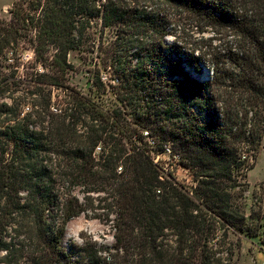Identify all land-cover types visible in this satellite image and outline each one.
I'll use <instances>...</instances> for the list:
<instances>
[{
  "label": "trees",
  "instance_id": "16d2710c",
  "mask_svg": "<svg viewBox=\"0 0 264 264\" xmlns=\"http://www.w3.org/2000/svg\"><path fill=\"white\" fill-rule=\"evenodd\" d=\"M9 12L0 32L29 42L36 72L0 62V264H238L231 234L264 136V0H15ZM184 18L210 34L204 47L182 43ZM85 45L113 109L70 83ZM151 140L192 189L164 176ZM94 202L113 243L66 244Z\"/></svg>",
  "mask_w": 264,
  "mask_h": 264
},
{
  "label": "rangeland",
  "instance_id": "374dc122",
  "mask_svg": "<svg viewBox=\"0 0 264 264\" xmlns=\"http://www.w3.org/2000/svg\"><path fill=\"white\" fill-rule=\"evenodd\" d=\"M11 2L13 0H7ZM11 13L9 8L0 11V21H9ZM179 35L182 43L189 46L205 45L201 42L203 38H209V33H201L197 27V23L191 18H184L180 22ZM1 27V24H0ZM97 36L100 35L101 27L97 24L94 28ZM106 39L110 40L114 37V32L111 29H106ZM6 36L0 32V62L8 65L11 69L18 70L21 76H27L31 72H36L33 66L34 55L30 49V44L27 40L21 41V47L5 43ZM173 42V38L169 39ZM69 61L72 64L70 72V83L83 93L92 97L97 103L104 108L113 109L120 103L118 102L113 89L108 82L110 81L109 71L101 65V59L98 57V49L85 45L78 49L72 50L69 54ZM100 75L101 80L106 83V89L93 84L97 76ZM113 82V81H112ZM64 92L62 90L55 91V101H62ZM153 146L152 154L156 163H158L164 171V176L169 177L170 174L180 183L185 184L190 189L195 185L194 178L190 170L180 165L174 156L169 153V146H163L162 151L156 150V143L151 140ZM252 167L245 168L246 177L242 180L245 190L244 204L245 222L239 223L231 234V239L238 243L241 241V247L236 249L235 258L238 264H263L264 263V136L261 141L260 149L257 152L256 158L251 161ZM76 196L83 200L84 195L76 191ZM96 198V196H93ZM90 203H88L89 205ZM98 202H94L89 206L87 214H83L74 220L69 225L68 234L65 243L69 244L71 240L83 242V240H97L100 243H113L112 231L108 225L105 213L102 210H93L97 207ZM103 214L101 219L96 217V214ZM248 233L254 235L250 236ZM258 234V235H257ZM240 237V239H239Z\"/></svg>",
  "mask_w": 264,
  "mask_h": 264
},
{
  "label": "crops",
  "instance_id": "0c3cea01",
  "mask_svg": "<svg viewBox=\"0 0 264 264\" xmlns=\"http://www.w3.org/2000/svg\"><path fill=\"white\" fill-rule=\"evenodd\" d=\"M14 1L8 2L7 0H0V11L10 8Z\"/></svg>",
  "mask_w": 264,
  "mask_h": 264
},
{
  "label": "built area",
  "instance_id": "2783aa9c",
  "mask_svg": "<svg viewBox=\"0 0 264 264\" xmlns=\"http://www.w3.org/2000/svg\"><path fill=\"white\" fill-rule=\"evenodd\" d=\"M170 147V146H169ZM169 153L170 154H172L173 152H172V149L171 148H169ZM173 156H174V158L176 159V161L179 163V157L178 156H175L174 154H172ZM158 164V163H157ZM180 164V163H179ZM164 172V171H163ZM264 264V263H263Z\"/></svg>",
  "mask_w": 264,
  "mask_h": 264
}]
</instances>
